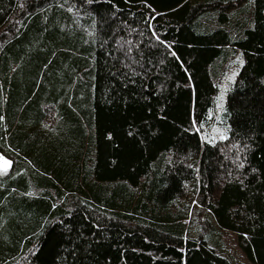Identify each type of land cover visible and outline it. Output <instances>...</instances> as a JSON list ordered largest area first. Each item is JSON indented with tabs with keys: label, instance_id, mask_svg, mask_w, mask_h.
<instances>
[{
	"label": "trees",
	"instance_id": "16d2710c",
	"mask_svg": "<svg viewBox=\"0 0 264 264\" xmlns=\"http://www.w3.org/2000/svg\"><path fill=\"white\" fill-rule=\"evenodd\" d=\"M0 155V264H264V0H0Z\"/></svg>",
	"mask_w": 264,
	"mask_h": 264
},
{
	"label": "rangeland",
	"instance_id": "374dc122",
	"mask_svg": "<svg viewBox=\"0 0 264 264\" xmlns=\"http://www.w3.org/2000/svg\"><path fill=\"white\" fill-rule=\"evenodd\" d=\"M241 65V58L238 59L237 64L235 65V67H233L231 70H229V76L231 77L233 75H235V73L237 72L239 66ZM227 88V84L226 82H223L220 86H219V93L218 95L220 97H222L224 99L225 97V91ZM223 104V103H222ZM4 161H8L9 160L7 158H5L3 155H0V166H5L4 165ZM7 167V171L0 174V176H3L5 174H7V172L10 169V162L8 165H6ZM223 241L225 243L226 249H227V253L228 256L232 262V264H249L246 260V258L244 257V255L242 254V252L239 250L237 243H236V238L233 234L231 233H225L223 236Z\"/></svg>",
	"mask_w": 264,
	"mask_h": 264
},
{
	"label": "snow or ice",
	"instance_id": "6c2138e0",
	"mask_svg": "<svg viewBox=\"0 0 264 264\" xmlns=\"http://www.w3.org/2000/svg\"><path fill=\"white\" fill-rule=\"evenodd\" d=\"M8 164H9L8 161H4V165H5V166H0V174H2V173H4V172L7 171V167H6V165H8Z\"/></svg>",
	"mask_w": 264,
	"mask_h": 264
}]
</instances>
